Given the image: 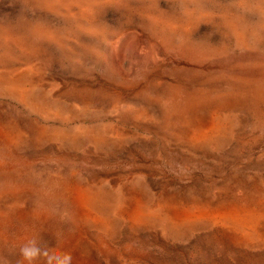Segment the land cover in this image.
<instances>
[{
  "label": "rangeland",
  "instance_id": "374dc122",
  "mask_svg": "<svg viewBox=\"0 0 264 264\" xmlns=\"http://www.w3.org/2000/svg\"><path fill=\"white\" fill-rule=\"evenodd\" d=\"M34 236L264 264V0H0V264Z\"/></svg>",
  "mask_w": 264,
  "mask_h": 264
},
{
  "label": "clouds",
  "instance_id": "9594fccd",
  "mask_svg": "<svg viewBox=\"0 0 264 264\" xmlns=\"http://www.w3.org/2000/svg\"><path fill=\"white\" fill-rule=\"evenodd\" d=\"M19 255L27 264H35V262L43 258L44 264H72V254L67 251L49 252L38 237L28 239L19 247Z\"/></svg>",
  "mask_w": 264,
  "mask_h": 264
}]
</instances>
